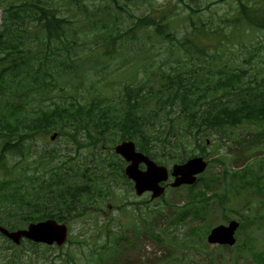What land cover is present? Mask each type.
Segmentation results:
<instances>
[{"label": "trees", "instance_id": "16d2710c", "mask_svg": "<svg viewBox=\"0 0 264 264\" xmlns=\"http://www.w3.org/2000/svg\"><path fill=\"white\" fill-rule=\"evenodd\" d=\"M62 1H66L63 5H68L69 9L71 6L76 15L79 12L86 16L91 14L97 28L101 22L98 17L106 9L113 7L119 12H129L127 6L130 4L149 0H107L106 7L94 5L92 9L88 0ZM233 1L237 3L234 13L221 18L223 24L210 28L206 21H197L189 15L181 21L189 22L190 28L181 33L174 14L179 5L191 6L186 0H166L163 6H151L149 13L139 16L129 12V18L134 22L122 35L114 36L117 27L105 26L111 42L115 44L119 37L122 46L127 43L134 56L135 50L140 51L135 47L137 43L151 36L161 38L172 43L178 58L182 54L177 65L171 66V70L160 66L152 75L145 76L146 80L127 82L112 96L93 98L89 102L74 99L51 108L32 109V112L26 108L31 93H38L43 85L50 84L44 78L48 73L50 54H44L46 63L38 61V47L34 51L33 44H38L41 37L47 42L52 39L65 42V24L70 19L63 17L60 8L49 0H0L4 12L0 25V224L16 229L47 218L70 222L101 209L105 201L115 196L110 186L103 184L106 178L100 180L103 177L101 166L104 167L106 160H93L91 164L97 163L98 166L79 168L77 172L71 167L75 158L64 165H53L51 160L55 155L48 154L46 159L41 155L43 162H38L34 142L39 135L51 131H59L68 137V142L79 151L98 142L115 144L131 139L156 158L161 152L165 157L171 156L181 162L196 149L204 150L210 135H218L226 141L233 137L234 129L240 125L256 126V135L262 138L264 76L261 71L264 67L259 62L254 67L256 54L250 52L257 48V43L239 41L238 49H245L248 53L242 65L232 66L224 57L232 54L226 50L230 40L240 33L243 39L255 30L264 32V0ZM209 5L206 7L210 8ZM192 11L196 10L193 8ZM102 54L112 56L110 49H104ZM63 59L58 55L53 62L64 67ZM136 68L133 66L132 70ZM10 162H13L11 166ZM106 166L108 169L114 167L120 173L118 162ZM250 176L262 178L251 172L246 174V182ZM204 186V190L197 189L196 185L190 186V200L181 208L175 207L174 213L167 217L170 227L183 226L188 218L201 219L202 225H191L183 235L178 231L168 233L164 230L163 233L160 226L151 221L143 227L135 222L136 232L142 229L146 233L153 232L158 242L169 243L174 251L180 247L203 245L212 226L211 217H208L209 208L213 206L211 201L219 196L222 203L227 197L218 192L208 195L212 189L211 181L205 180ZM158 214L164 215L165 212L159 211L155 219L159 218ZM242 217L245 230L249 224L259 227L246 236L243 249L233 255L238 257L249 252L258 264H264V243L256 235L264 229V203L253 215ZM122 232V229L118 233L112 228L100 231L108 240H120L124 237ZM102 236L97 234L95 237ZM75 239L83 242L79 236ZM101 248L93 250V255L106 264L109 251L104 246ZM117 252L114 250V255ZM176 255L177 251L170 256ZM172 261L174 259L170 257L152 264H171Z\"/></svg>", "mask_w": 264, "mask_h": 264}, {"label": "rangeland", "instance_id": "374dc122", "mask_svg": "<svg viewBox=\"0 0 264 264\" xmlns=\"http://www.w3.org/2000/svg\"><path fill=\"white\" fill-rule=\"evenodd\" d=\"M51 4L59 7V13L62 14L66 19H70L67 22L65 31L66 37L65 42H61L58 39H52V41L47 42L44 37L38 39V44L34 43L33 47L34 51L37 50L38 47V61L43 60L44 54L48 52L50 54L48 65V73L44 76L47 80H49V86L43 85L41 87L42 94L35 95L34 98L30 99L29 103L31 108H48L53 107L57 103H64L67 101H71L74 99H80L83 102H89L93 98L103 97V96H112L113 93L118 91V89L125 82H133L138 81L144 76L143 69L146 64H151L153 67H157L161 64H165L163 68L171 70V66L177 65V60L182 58L181 56L178 58L179 54L175 53L173 49V45L171 42L161 40L155 36H151V38L142 40L141 43L136 44V48L140 49L138 52L135 50V55H131V51L129 49V45L125 43L122 46V40L118 37L115 44H113L108 38L109 33L107 32L106 25L110 28L117 27L118 31L114 33V36L122 35L124 31L127 30L128 27L132 26L134 20L129 18V12L139 16L144 13H149L151 11V6L153 8L161 7L165 4L166 0H149L143 2H137L136 4H130L127 6L129 12H119L113 7L106 9L105 13H101L98 19L101 20L99 22L97 28L95 27L91 14L86 16L82 13L75 14L72 11V7L63 4L66 1H58V0H49ZM191 6L189 8L185 6L179 5L177 7V12L174 14V19L178 21V31L181 33L182 30L190 28L189 22H182L181 19L186 18L188 15H191L195 20H204L209 24V27L219 26L223 24L221 18L228 17L234 13V8L237 3L233 0H186ZM216 2V3H214ZM90 9L94 7V5H99L106 7L108 5L107 0H88ZM214 3V4H213ZM208 4L210 8L206 6ZM196 11H192V9ZM200 9V10H199ZM3 14V10L0 8V16ZM0 21L1 17H0ZM196 21V22H197ZM1 23V22H0ZM103 24H105L103 26ZM241 33L230 40L229 49L226 51L231 52V55L224 57L227 62L231 65L235 64H243V59L245 55H247V50L238 49L239 41H251L253 40V44L257 43V48L250 51L256 54V59L253 62L254 67L257 62H259L260 66L264 67V32L255 30L253 34L244 36L243 39L240 38ZM34 41V40H33ZM32 43V41H31ZM104 49H110L112 56H104L102 51ZM227 52V53H229ZM58 55L64 57V67H59L56 63L53 62L54 58H57ZM72 57V59L69 58ZM89 56L91 58L87 59ZM82 59V60H81ZM184 60V59H183ZM58 61V59H57ZM46 66V65H44ZM133 66H137L135 70H132ZM244 65L243 67H245ZM140 68V69H139ZM256 70V69H255ZM149 74V73H148ZM261 76H264V70L261 71ZM154 78V76H153ZM255 131V126H240L236 128L235 135L239 137V141L243 144L245 141H249L252 137V132ZM52 134L46 136L47 140L38 141V143L34 142V149L38 151V153L44 152V149L53 150L58 149L62 153H64V158L68 159L70 156H75L77 152L72 145L67 144L68 141L64 136H60L51 141L50 136ZM238 137H235L234 140L237 141ZM209 144L207 151L209 152L210 158H225L228 160V164H230L232 169H237V167L242 166L245 163L244 159L250 161L251 157H253L250 162L251 168H257L258 164L264 162V158L261 159L260 153L264 151V142L257 147L251 148H243L239 144L235 143L232 140H229L223 146H219V137L218 135H210L208 137ZM98 152H101L103 157L110 156L107 148H99ZM198 153L199 151L196 149L195 151ZM254 155L257 157L254 160ZM78 158L75 159L74 163L71 165L77 172L79 168H86L89 164V159L86 160V156H91L87 150H82L79 154H77ZM240 158V162L236 161V158L233 159V156ZM70 167V168H71ZM223 171V166L220 164H212L211 167L205 172L207 177L210 176H220ZM264 174V171H263ZM220 182L214 183V186L218 189L221 188ZM240 186L235 193H239L242 196L255 195L259 196L262 192V187H264V177L261 179H256L254 176H250L247 182L239 181ZM202 186V182L200 185ZM186 189H174L169 190L167 195V201L169 204L177 203L178 206L183 205L188 200ZM128 196L125 199L130 201L137 200H150V195H145L143 197H137L134 192L131 193L128 191ZM262 201H264V196L261 197ZM238 200H243L241 197ZM164 202L160 201L157 205L161 206ZM145 205V204H144ZM151 208H156V204L150 201ZM106 208L104 209H95L102 218L99 220V225L104 223L103 218H109V216H113L115 218H122L125 222L128 221L127 217L120 216V212L115 208L105 203ZM111 207V208H109ZM101 208V207H100ZM143 211H146L148 208L145 206L142 207ZM173 209L165 208L166 212H171ZM216 212V219L223 223L224 215H228L231 217H240L243 209L235 202L227 204V211L225 214L221 215V209H214ZM156 214L150 215L147 217V220L151 221V223L160 226L159 230L164 232L167 231V217L162 214H158L159 218L155 219ZM15 220H18L17 218ZM131 221V220H130ZM142 224L143 222L140 221ZM27 225V224H26ZM26 225H23L24 228ZM73 225V234L78 235L82 233L83 235L87 233V235H91L93 233V228L95 225V216L86 217L85 220H78L72 223ZM95 225V226H94ZM172 230V228L170 229ZM184 227L179 231L183 232ZM82 231V232H81ZM127 233L131 234V240L136 241V237L131 231ZM245 236V230L239 232V238L242 241ZM260 236L264 237V234ZM75 237V236H74ZM141 240L136 241V246L130 250V247L124 248L126 251L123 254V257L118 260L117 263L113 264H126L124 260H129L130 264H148V262L157 261L158 257H167L168 255L174 253V249L170 248V246L162 247L158 244L153 237L147 234H142L140 236ZM77 239H73V244H66L59 248L56 245H53L51 248H46L44 246H39L38 255L34 254L32 251L28 252L23 259L25 260L22 264H65V257L60 259V252L76 254L78 260H83L84 262L91 261V250L89 248V244L86 246H79L76 242ZM6 239L0 236V250L4 251L6 247ZM100 245H96L94 248H99ZM210 251H217L218 255L221 250L226 255L224 258H221L222 261L220 264H256L254 258L249 255L245 256L239 262L235 260L233 255H230V251L223 250V248L213 247L208 248ZM204 250V249H203ZM83 253V256L80 253ZM205 251V250H204ZM8 253L3 252L2 256L5 259V256ZM178 259L177 262H172L171 264H209L207 261L206 255L200 254L196 250H186L180 248L178 250V255H176ZM200 260H203L204 263H201ZM123 262V263H121ZM200 262V263H198Z\"/></svg>", "mask_w": 264, "mask_h": 264}, {"label": "water", "instance_id": "95a60500", "mask_svg": "<svg viewBox=\"0 0 264 264\" xmlns=\"http://www.w3.org/2000/svg\"><path fill=\"white\" fill-rule=\"evenodd\" d=\"M116 150L131 162L127 168V174L136 182L138 194L150 190L154 192L153 197H158L164 192L160 181L168 179V170L166 167H160L147 157L136 152L135 145L132 142H124ZM141 162H145L148 165L146 171L139 169V163ZM206 165V162L201 157L191 159L183 165H175L173 175L177 178L172 185L179 186L184 183H194L196 181V175L203 172ZM238 227L239 223L236 221H232L229 226H219L213 229L208 239L212 243L233 245L235 243L234 233ZM0 230L16 243H19L22 237L50 244L57 242L60 245L67 239V227L65 225H58L54 220L31 224L28 230L10 232L4 227H0Z\"/></svg>", "mask_w": 264, "mask_h": 264}]
</instances>
